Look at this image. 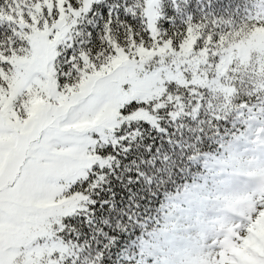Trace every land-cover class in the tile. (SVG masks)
<instances>
[{
	"label": "snow or ice",
	"instance_id": "obj_1",
	"mask_svg": "<svg viewBox=\"0 0 264 264\" xmlns=\"http://www.w3.org/2000/svg\"><path fill=\"white\" fill-rule=\"evenodd\" d=\"M95 3L0 0V264H65L61 224L88 199L90 178L95 179L97 162L106 163L102 157L114 142L111 138L122 134L126 122L138 119L135 113L161 107L156 99L110 103L115 85L131 91L123 63L133 64L140 79L153 75L166 60L192 66L181 48L184 36L173 38L167 26L160 34L148 16L138 28L128 24V39L113 40L111 20L102 30L93 25ZM127 11L136 16L132 8ZM211 56L219 59L221 53ZM214 66L205 61L204 73L211 74ZM161 82L158 101L179 104L181 97L170 91L175 81L162 76ZM110 111L119 124L105 135L101 124ZM50 210L57 214L49 218L46 235L38 238L48 251L37 258L36 243L22 242L21 233L36 215ZM262 210L264 204L251 218ZM254 256L253 264H264V251Z\"/></svg>",
	"mask_w": 264,
	"mask_h": 264
},
{
	"label": "trees",
	"instance_id": "obj_2",
	"mask_svg": "<svg viewBox=\"0 0 264 264\" xmlns=\"http://www.w3.org/2000/svg\"><path fill=\"white\" fill-rule=\"evenodd\" d=\"M94 8L93 25L99 24L102 30L104 23L111 20L112 39L121 42L129 38V23L138 28L144 20V0H102ZM157 11L161 15L157 22L161 34H165L167 26V34L173 38L184 36V43L191 32L195 33L206 61H210L213 51L223 55L231 49L228 45L240 42L256 27H264V0H160ZM240 67L232 62V77ZM243 68L254 79H264L254 65ZM213 77L214 72L206 74L198 66L184 78V85L176 86L193 89L196 94L188 99L178 93L179 104L171 103L160 123L164 131H155L143 123L139 127L129 123L125 128L137 130L140 135L105 149L103 156H112L115 162L103 170L101 188L87 187L85 192L92 221L64 218L65 224L76 230L75 236L60 235L69 250L65 264H128L120 259V254L138 256L141 238L159 229L167 199L177 198L206 174L201 156H217L220 145L214 140L216 135L228 141L245 131L244 123L233 126L238 109L242 103L253 106L260 99L264 101V84L258 82L260 88L247 86L236 77L227 81L221 79L223 76L211 82ZM124 97V102L133 99L135 90L125 92ZM173 112L179 115L173 116ZM91 199L95 200L94 206L89 204Z\"/></svg>",
	"mask_w": 264,
	"mask_h": 264
},
{
	"label": "rangeland",
	"instance_id": "obj_3",
	"mask_svg": "<svg viewBox=\"0 0 264 264\" xmlns=\"http://www.w3.org/2000/svg\"><path fill=\"white\" fill-rule=\"evenodd\" d=\"M100 1L102 0H96V3ZM159 1L144 0L143 8L144 16H148L156 28L161 17L157 11ZM157 31L161 34V30L157 28ZM196 36L191 32L181 45L185 57L192 62V66L188 68L182 67L183 61L179 65H172L166 60L153 75L141 79L140 82L135 66L130 62L123 63L122 71L127 73L131 82V92L135 90L134 98L156 99L161 105L158 110L153 108L150 113L144 110L135 113L134 118L138 119L126 122L127 124L132 123L139 127L143 123L155 131H164L161 130L160 123L169 113L172 102L158 101L164 91L162 76L169 81H175L176 86H179L185 84L184 78L190 76L198 66L203 68L206 57L201 51L203 49L199 48L201 45L197 43ZM194 44L197 45L195 49ZM228 46V49H231H227L219 59L213 60L212 56L210 58L214 62L212 72L216 76L211 82L216 81L215 78L218 79L219 76H223L221 79L227 81L236 77L247 86L260 88L258 82L264 84V79H254L243 67L254 65L259 75L264 74V27L254 28L249 36ZM45 51L47 52L46 47ZM168 51L175 49L169 47ZM216 61L218 63H215ZM232 62L242 66L234 70L233 77L229 70ZM213 85L215 84L212 83ZM170 91L172 95L180 92L188 99H192L196 94V91L190 88L175 87ZM125 92L129 91L115 85L111 91L110 103L115 106L124 102ZM194 100L198 102L197 99ZM150 116L152 119L145 120ZM244 116L246 133L231 138L228 142H221L225 137L216 135L214 140L219 143L220 151L216 157H203L206 175L200 178L201 181L186 188L175 200H168L162 208L163 216L158 225L159 229L151 236L141 238L137 244L140 247L138 256L133 258L123 252L120 254L121 260H127L128 264H253L254 253L264 251V210L259 211L254 219L251 218L258 206L264 204V101L260 99L254 107L241 105L233 126ZM115 123L119 124V121L110 111L102 121L101 130L107 129L105 135H110ZM139 135L137 130L124 128L119 137L111 138L114 141L112 146ZM102 159L106 163L101 166L97 162L95 179L90 178L88 185L91 190L101 188L105 177L103 170L111 168L115 162L112 156H103ZM89 204L94 206L95 200L91 199ZM56 214L51 210L42 212L22 230V242L36 243L33 251L37 258L48 251L39 243L38 238L46 235L51 226L49 218ZM68 217L86 222L93 219L86 201ZM75 234L76 230L66 225L63 220L60 235L67 237Z\"/></svg>",
	"mask_w": 264,
	"mask_h": 264
}]
</instances>
